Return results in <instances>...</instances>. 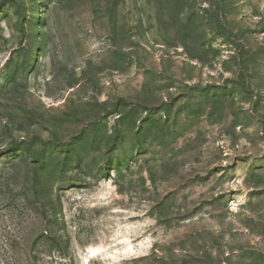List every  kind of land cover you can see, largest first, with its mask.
I'll return each mask as SVG.
<instances>
[{
	"label": "rangeland",
	"instance_id": "1",
	"mask_svg": "<svg viewBox=\"0 0 264 264\" xmlns=\"http://www.w3.org/2000/svg\"><path fill=\"white\" fill-rule=\"evenodd\" d=\"M0 264H264V0H0Z\"/></svg>",
	"mask_w": 264,
	"mask_h": 264
},
{
	"label": "bare ground",
	"instance_id": "2",
	"mask_svg": "<svg viewBox=\"0 0 264 264\" xmlns=\"http://www.w3.org/2000/svg\"><path fill=\"white\" fill-rule=\"evenodd\" d=\"M93 251V250H92ZM92 251L89 254H93Z\"/></svg>",
	"mask_w": 264,
	"mask_h": 264
}]
</instances>
